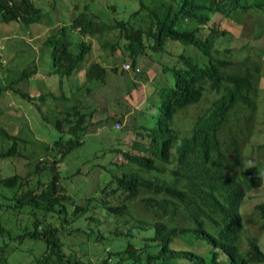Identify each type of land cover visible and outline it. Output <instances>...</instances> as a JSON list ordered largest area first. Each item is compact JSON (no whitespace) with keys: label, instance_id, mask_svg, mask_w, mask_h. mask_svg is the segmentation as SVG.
Here are the masks:
<instances>
[{"label":"trees","instance_id":"obj_1","mask_svg":"<svg viewBox=\"0 0 264 264\" xmlns=\"http://www.w3.org/2000/svg\"><path fill=\"white\" fill-rule=\"evenodd\" d=\"M139 6L126 17L104 20L89 8L77 12L68 24H61L45 39L51 45V69L60 83L84 68L81 80L74 81L70 93L32 94L0 82V99L5 89L37 102L48 97L60 100L51 121L59 131L52 144H46L51 158L39 159L26 174L15 171L0 176V264H252L264 262V250L254 235L241 238L245 219L240 210L248 191L260 187L264 175L255 163H245L238 137L224 129L230 118L247 110L246 122L255 116L261 64L254 62L240 69L247 60L246 44L238 49L220 47L223 38L234 33L226 25L241 13H263L264 0H138ZM115 7L114 5H112ZM41 7L33 0H0V22L39 21ZM78 29L81 39L73 40L68 30ZM115 32V39L107 37ZM89 38H97L112 58L85 62L91 52ZM183 48L177 50L175 42ZM194 46L203 59L187 52ZM159 63L154 88L137 100L141 114L136 126L123 129L110 125L116 135L106 150L93 157L100 167L94 192L78 202L66 192L57 169L62 158L83 142L85 132H96L108 122L118 121L100 102L98 93L107 94L108 68L123 73V62L131 70L140 60ZM109 62L108 66L106 62ZM140 70V67H139ZM36 64L20 71L30 79ZM128 86L124 98L132 100L139 84ZM84 100V102H83ZM202 106L195 115L182 117L189 106ZM129 102V101H128ZM138 102V101H137ZM128 129L134 137L127 147L119 135ZM68 134L67 137H63ZM20 135L0 121V158L21 156ZM25 141L26 139H21ZM118 156H121L119 159ZM81 172L78 167L74 173ZM112 196L113 198H110ZM139 208L149 217L137 215ZM264 231V200L254 205ZM2 212L25 216L16 232L6 226ZM106 217L115 220L109 236L93 231ZM92 223L93 225H89ZM86 225L90 227L86 229ZM86 232L96 250L95 259L84 257L86 250L72 246L65 235ZM39 242L36 252L27 242ZM12 252L22 256L10 258ZM32 257L26 259L28 255ZM102 254V255H101ZM101 255V256H100Z\"/></svg>","mask_w":264,"mask_h":264},{"label":"rangeland","instance_id":"obj_2","mask_svg":"<svg viewBox=\"0 0 264 264\" xmlns=\"http://www.w3.org/2000/svg\"><path fill=\"white\" fill-rule=\"evenodd\" d=\"M34 3L41 7L43 16L37 21L28 25L22 24L20 21L0 22V82L2 84L9 83L10 80L16 79L13 86H18L23 90H30L32 94H40L50 91L54 95H59L61 92L70 93L71 84L76 81H82L84 68H81L72 76H63L60 83V77L57 73H51V45L45 43L46 37L56 30L61 24L70 23L72 17L84 9L89 8L91 11H96L104 20H111L114 17H126L128 14L139 6L138 0H33ZM114 5L115 7H113ZM226 25L233 30L229 37L223 38L220 47H232L238 49L242 44H246V53L249 54L247 60L239 62L238 67L241 69L246 64L258 62L261 64L260 78L258 81L257 90V109L255 116L246 122L245 116L247 110L239 107V114L232 116L229 123L224 129V134L230 137V133H235L239 140V145L242 149L245 163H255L262 174L264 175V12L263 13H241L233 19L226 21ZM78 29L68 30V35L73 40L81 39L82 36L77 32ZM115 32H110L107 37H114ZM92 47L91 52L87 54L84 61L89 63L92 60L102 61L104 58H112L109 52L102 49L97 38H89ZM177 50L183 48L180 42H175ZM187 52L193 53L199 59L203 56L192 45L185 47ZM36 64V71L30 79H22L19 77L22 68ZM111 62V61H109ZM109 62H106L108 66ZM123 62V67L125 68ZM140 70L136 72L129 69L122 74L113 73L108 68V84L105 87L107 94L98 93L102 104L106 110L115 118H121V126H136L141 116L137 109L143 102L137 100L140 96L148 95L154 88L153 80L158 78L160 72L159 63L154 59L146 58L138 62ZM138 83L139 89H134L132 100H126L124 93L128 86L132 87ZM6 85V86H7ZM133 88V87H132ZM5 95L0 99V121L9 130L15 127L16 132L20 135L19 149L24 156H13L9 158H0V176H6L15 171L21 174H26L28 170H33L35 163L39 159L51 158L50 150L45 146L52 144L53 140L59 136V131L53 127L51 121H45L42 114H47V117L52 120L54 113L58 108L64 105L58 99L48 97L46 100H38L39 109L28 98L14 94L12 87L5 89ZM138 101V102H137ZM84 102V100H83ZM206 102L189 106L187 111L182 113V117H192L195 115ZM116 121H110L103 127L97 129L96 132H85L82 135L83 142L67 153L60 164H57V169L62 175L67 176L63 179L66 192L72 193L78 202H83L85 197L94 192L99 176L102 171L100 167L93 165V157L113 144V139L116 137L110 131V125ZM121 132L119 142L123 147H127V143L134 137V133L128 129ZM65 134L63 137H67ZM109 152L107 151L102 157L107 159ZM120 159L121 156H118ZM78 167H81V172L74 173ZM7 194L11 191L6 188H1ZM110 198H113L110 196ZM264 200V182L255 189L248 191L244 203L240 210L245 219V230L242 234V245H246L247 235H254L259 241V244L264 250V231L260 229V219L254 205L256 202ZM149 217V213L143 212L136 208L132 210V218L137 215ZM1 218L6 226L11 227L16 232L25 223L23 215H9L8 212H2ZM116 222L114 219L106 217L103 222L98 225H93V231H99L105 236H109L114 229ZM86 229L90 227L86 225ZM75 237L65 235L66 239L74 243L72 246L79 248L81 252L86 250L87 254L84 257L95 259L96 250L90 244L86 236V232L78 231ZM3 238L0 237V241ZM33 246V250L39 252L41 247L39 242H27ZM102 255V254H101ZM100 255V256H101ZM19 252H12L10 258L21 257ZM29 254L26 259L31 258ZM252 264H264L252 263Z\"/></svg>","mask_w":264,"mask_h":264},{"label":"built area","instance_id":"obj_3","mask_svg":"<svg viewBox=\"0 0 264 264\" xmlns=\"http://www.w3.org/2000/svg\"><path fill=\"white\" fill-rule=\"evenodd\" d=\"M125 68H126V69H130V68H131V64L128 63V62H126V63H125ZM136 70H139V67H136ZM114 126H115L116 128H119V127L121 126L120 121H116L115 124H114Z\"/></svg>","mask_w":264,"mask_h":264}]
</instances>
